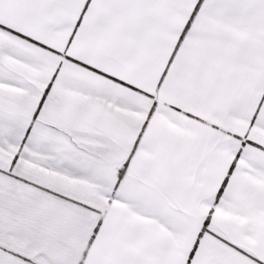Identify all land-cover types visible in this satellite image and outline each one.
<instances>
[{
    "label": "snow or ice",
    "instance_id": "6c2138e0",
    "mask_svg": "<svg viewBox=\"0 0 264 264\" xmlns=\"http://www.w3.org/2000/svg\"><path fill=\"white\" fill-rule=\"evenodd\" d=\"M0 264H264V0H0Z\"/></svg>",
    "mask_w": 264,
    "mask_h": 264
}]
</instances>
